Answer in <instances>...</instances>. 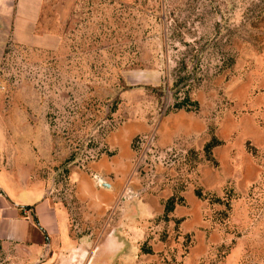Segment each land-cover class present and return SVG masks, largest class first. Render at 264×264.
<instances>
[{
    "label": "rangeland",
    "instance_id": "rangeland-1",
    "mask_svg": "<svg viewBox=\"0 0 264 264\" xmlns=\"http://www.w3.org/2000/svg\"><path fill=\"white\" fill-rule=\"evenodd\" d=\"M39 29L60 47L7 42L0 67V170L29 167L69 215L68 244L37 264H233L234 203L264 197V179L237 185L252 160L264 175V0H45ZM130 123L149 127L136 178L90 219L70 173L113 156L109 135ZM28 255L0 243V264Z\"/></svg>",
    "mask_w": 264,
    "mask_h": 264
},
{
    "label": "crops",
    "instance_id": "crops-1",
    "mask_svg": "<svg viewBox=\"0 0 264 264\" xmlns=\"http://www.w3.org/2000/svg\"><path fill=\"white\" fill-rule=\"evenodd\" d=\"M44 5L45 0H0V67L7 42L29 49L55 50L60 47V34L39 29ZM148 131L147 125L139 123L120 126L107 139V150L115 151L113 156L103 154L100 159L83 166L84 168L71 171L70 180L77 199L91 210H96V214L88 212L90 219L102 215L110 201L122 192L125 184L136 178L132 174L135 157L132 142L147 135ZM254 144L263 145L255 139ZM15 161L13 166L1 164L0 215L3 219L0 222V243L8 249L16 246L26 250L31 264H37V259L59 247L58 242L68 244L71 239L69 215L63 214L52 203L48 196L47 183L38 180L29 167L23 166L19 169ZM251 166L253 170L247 172V177L237 180L239 188L245 185L247 190L264 179L254 160ZM207 172L211 175V171ZM97 173L111 185L110 189H104L94 182L93 177ZM234 173L238 176L240 171H232L230 176L235 177ZM207 176L208 173L203 177L204 187L218 192L222 184L221 178L209 184L206 182L209 178ZM263 195L264 193L261 197ZM253 196L254 192H248L245 201L234 203L237 227L243 228L232 242L229 259L234 260L233 264H241L243 259H246V264H264V197L256 210L250 207ZM152 200L150 198L151 202ZM151 210L148 207L146 217L153 215ZM52 253L54 256L57 252Z\"/></svg>",
    "mask_w": 264,
    "mask_h": 264
},
{
    "label": "trees",
    "instance_id": "trees-1",
    "mask_svg": "<svg viewBox=\"0 0 264 264\" xmlns=\"http://www.w3.org/2000/svg\"><path fill=\"white\" fill-rule=\"evenodd\" d=\"M216 146L215 144H210L207 146L206 151H209V149H211L212 147ZM197 195L200 197L201 193H197ZM177 202L175 201V199L171 198L170 200H168L166 207H165V214L166 216H168L170 213H172L175 209ZM25 208H29V207H25Z\"/></svg>",
    "mask_w": 264,
    "mask_h": 264
},
{
    "label": "water",
    "instance_id": "water-1",
    "mask_svg": "<svg viewBox=\"0 0 264 264\" xmlns=\"http://www.w3.org/2000/svg\"><path fill=\"white\" fill-rule=\"evenodd\" d=\"M93 180L96 184H98L100 187H102L104 189H110L111 188V185L109 183H107V181L104 179V177L101 174H98V173L95 174V176L93 177ZM42 231L46 235L45 230L42 229Z\"/></svg>",
    "mask_w": 264,
    "mask_h": 264
},
{
    "label": "built area",
    "instance_id": "built-area-1",
    "mask_svg": "<svg viewBox=\"0 0 264 264\" xmlns=\"http://www.w3.org/2000/svg\"><path fill=\"white\" fill-rule=\"evenodd\" d=\"M95 176V175H94ZM3 217L0 215V222L2 221Z\"/></svg>",
    "mask_w": 264,
    "mask_h": 264
}]
</instances>
